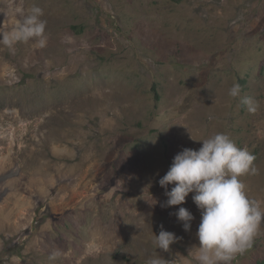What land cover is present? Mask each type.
Here are the masks:
<instances>
[{"label":"rangeland","instance_id":"obj_1","mask_svg":"<svg viewBox=\"0 0 264 264\" xmlns=\"http://www.w3.org/2000/svg\"><path fill=\"white\" fill-rule=\"evenodd\" d=\"M0 264H264V0H0Z\"/></svg>","mask_w":264,"mask_h":264},{"label":"trees","instance_id":"obj_2","mask_svg":"<svg viewBox=\"0 0 264 264\" xmlns=\"http://www.w3.org/2000/svg\"><path fill=\"white\" fill-rule=\"evenodd\" d=\"M156 97H157V95H156Z\"/></svg>","mask_w":264,"mask_h":264}]
</instances>
